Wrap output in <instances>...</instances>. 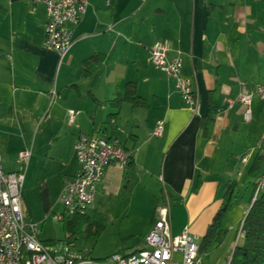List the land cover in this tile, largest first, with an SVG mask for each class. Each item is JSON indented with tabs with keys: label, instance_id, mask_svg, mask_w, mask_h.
<instances>
[{
	"label": "crops",
	"instance_id": "obj_1",
	"mask_svg": "<svg viewBox=\"0 0 264 264\" xmlns=\"http://www.w3.org/2000/svg\"><path fill=\"white\" fill-rule=\"evenodd\" d=\"M0 5L6 10L0 19V154L6 171L25 173L26 217L40 222L55 209L64 179L79 170L75 154L79 133H97L118 138L130 151L133 165L109 164L95 201L117 190L122 176L147 189L157 170L161 201L165 193L170 199L172 231L181 232L187 225L201 239L222 203L215 149L233 139L231 128L236 130L238 121H233L231 110L236 104L245 119L238 102L240 56L253 70L264 51V38H259L264 33V0H89L63 58L45 46L43 2L0 0ZM254 36L261 46L253 43ZM158 40L169 43V57L181 53L183 74L193 79L198 92V112L183 103L175 79L152 62L151 48ZM93 55L98 60L90 61L89 72L83 75L84 61ZM129 81L137 83L147 104L134 107L122 102L112 135L106 120L116 108L108 100L124 92ZM210 102L218 113L204 135L201 118ZM72 108L79 110L73 122ZM158 119H164V131L154 135ZM26 148L32 151L27 165L18 156ZM258 152L262 150L252 148L238 170L239 175L252 177L250 198L259 175L249 170ZM228 181H223L224 189ZM230 228L224 225L225 230ZM238 232L239 228L236 238Z\"/></svg>",
	"mask_w": 264,
	"mask_h": 264
},
{
	"label": "built area",
	"instance_id": "obj_2",
	"mask_svg": "<svg viewBox=\"0 0 264 264\" xmlns=\"http://www.w3.org/2000/svg\"><path fill=\"white\" fill-rule=\"evenodd\" d=\"M46 7L45 46L56 50L63 58L73 42V26L86 13L89 0H33ZM170 45L158 40L151 48V60L155 66L175 79V86L183 103L193 112L199 110V96L192 78L183 74V57L177 53L168 56ZM56 95V90L52 91ZM258 96L264 99V82L250 91L240 92L238 102L244 107L245 119L252 117V102ZM233 101H230V105ZM79 113L69 110L73 122ZM164 119H158L154 135L164 131ZM75 154L79 170L66 177L58 201L69 215H84L96 199L97 186L105 168L116 164L126 168L131 160L130 151L118 138H107L97 133L80 132L75 142ZM31 149L19 151V159L27 165ZM243 155L241 162L246 163ZM25 173L6 171L0 154V264H204L199 253L200 235L185 226L174 233L169 214V196L157 206L158 216L145 236L146 246L128 254L113 253L108 263H99L66 241L47 242L41 239L39 222L26 217L22 205V189ZM264 193V169L255 181L252 199ZM63 218V215H59ZM242 224L237 235L239 237ZM237 242V241H236Z\"/></svg>",
	"mask_w": 264,
	"mask_h": 264
},
{
	"label": "rangeland",
	"instance_id": "obj_3",
	"mask_svg": "<svg viewBox=\"0 0 264 264\" xmlns=\"http://www.w3.org/2000/svg\"><path fill=\"white\" fill-rule=\"evenodd\" d=\"M260 26L262 28V25ZM255 29L256 27L253 31ZM255 36L251 37L253 43L256 47L261 46ZM259 38L263 39L264 33ZM259 58L255 60L256 65L253 66V70H250L244 64L245 60L242 55L240 56L241 75L238 78H240L241 92L250 91L263 82L264 51L259 54ZM263 105L264 100L255 96L252 104L253 116L246 120L237 110L239 104H236L231 110L234 113L233 121H238V128L236 130L231 128L233 139L229 144H223L218 150L215 149L217 152L215 164L219 169L220 179H222L218 200L222 199L225 191L223 181L235 179L240 183L233 197L232 208L224 219V225L226 227L231 225L232 228L227 229L218 242L202 253L204 264H228L233 251L232 244L237 241L235 234L250 204L251 181L248 180L252 178L246 173L239 175L238 170L242 166L241 158L243 155L248 156L252 148L256 151H264V145L261 144L264 141ZM130 179L129 176H122L117 181V190L104 193L102 200L95 201V206L92 204L84 215L67 214L57 198L55 209L39 222L41 239L47 242L66 241L74 249L86 253L88 257L99 263H108L115 252L128 254L145 247L148 225L154 214H157V206L162 199V193L158 190L160 185L158 172L154 171L147 189L137 181L132 182ZM59 215H63V218H59ZM77 216H85V218L75 219ZM72 221L76 222L73 231L69 229Z\"/></svg>",
	"mask_w": 264,
	"mask_h": 264
},
{
	"label": "trees",
	"instance_id": "obj_4",
	"mask_svg": "<svg viewBox=\"0 0 264 264\" xmlns=\"http://www.w3.org/2000/svg\"><path fill=\"white\" fill-rule=\"evenodd\" d=\"M5 13L6 10L0 5V19ZM92 60L98 59H95V55H93L84 61L83 75L88 74L87 68ZM93 99L96 101L94 97ZM124 101L131 102L134 107H143L147 104L146 99L138 93L137 83L129 81L124 92H119L114 98L108 100L109 104L116 108L115 111L109 113L106 120L107 125L111 128L112 135L115 134L117 129L118 108ZM217 113V107L210 102L208 113L201 118L202 133L204 135H208V126L215 120ZM131 165H133V160L129 162V166ZM263 169L264 151L256 154L249 173L253 176H258ZM237 186L238 182L236 180H229L226 183L222 203L200 239V255L209 247H212L224 235L226 231L224 229V219L232 208ZM78 218L84 219L85 216L75 217V219ZM240 224H242L241 231L228 264H264V193L259 195L255 200L251 196L248 211ZM73 226H76L75 221L71 222L69 227L71 231L74 229Z\"/></svg>",
	"mask_w": 264,
	"mask_h": 264
}]
</instances>
